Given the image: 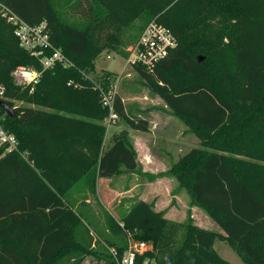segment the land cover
I'll return each mask as SVG.
<instances>
[{
    "label": "trees",
    "instance_id": "16d2710c",
    "mask_svg": "<svg viewBox=\"0 0 264 264\" xmlns=\"http://www.w3.org/2000/svg\"><path fill=\"white\" fill-rule=\"evenodd\" d=\"M64 1L0 0L28 23L46 21L47 53L59 48L69 61L45 69L33 85L18 84L16 67L42 63L0 13V87L15 109L11 117L0 107V125L18 140V149L0 146V264H57L66 257L69 264H115L106 247L94 246L74 193L81 202L100 177L147 173L126 133L115 132L106 144L109 109L89 73L105 49L128 55L155 19L178 45L154 70L135 69L200 138L166 173L223 232L191 217L171 219L139 199L119 219L107 212L109 236L100 237L123 251V231L121 239L114 236L121 220L153 244L147 255L158 264H232L215 248L217 239L245 263L264 264V0H66L81 16L77 22L62 15ZM116 110L130 127L149 131L150 120L129 114L120 96Z\"/></svg>",
    "mask_w": 264,
    "mask_h": 264
},
{
    "label": "rangeland",
    "instance_id": "374dc122",
    "mask_svg": "<svg viewBox=\"0 0 264 264\" xmlns=\"http://www.w3.org/2000/svg\"><path fill=\"white\" fill-rule=\"evenodd\" d=\"M73 12L72 9L66 6L65 0L62 8L64 18L69 22L81 21V16ZM140 23L139 19L136 20L133 27H138ZM129 46L126 51H128ZM106 68L112 72L106 70ZM107 74H111L110 86L114 85L116 87L117 95L123 99L128 113L146 116L153 123L156 120H162L161 124H158V126H161L158 128L160 131L158 130L157 134L163 137L166 135L168 143L164 144L161 140L152 142L153 152L160 158L164 156L165 170L157 173L149 172L144 175H139L137 171H126L108 178L109 180L107 178L98 180L95 193L85 192L86 197L90 201L82 200L78 203V208L89 216L84 217V221L95 233L94 240L96 239V245H100L101 248L105 247L102 243L104 239L100 236H109L107 234L109 233L108 227L104 219L105 214L109 212L114 217L119 218L122 211L142 197L153 200L154 206L158 210H163L165 215L168 212V215L171 214L174 218L181 221L191 217L199 226L222 232L221 227L203 208L192 204L189 193L185 189L178 188L177 179L166 173L172 164L178 161L190 148L200 146V138L190 129L186 122L171 112L160 95L151 90L137 72L135 66L127 64L124 54L109 51L108 49L101 52L96 59L95 71L90 72L89 75L104 87ZM18 78V76H15V80L18 81ZM18 104H21V102H18ZM122 129H127L125 133L134 144L132 133L135 134V130L121 117L115 125L108 128L106 144L111 143L110 135L113 134L114 130L119 132ZM158 173H162V175H157ZM134 175L139 180L133 179ZM150 175L157 176L151 177ZM154 181H157V183L152 184L151 182ZM81 183L79 182V189L82 187ZM108 188L117 190V192L111 190L109 192L107 191ZM116 235L118 238H122L119 228L114 231V236ZM214 246L221 256L232 264H248L242 260L239 254L226 241L217 239ZM57 264H69V258H63ZM91 264H96V261L93 260Z\"/></svg>",
    "mask_w": 264,
    "mask_h": 264
},
{
    "label": "built area",
    "instance_id": "2783aa9c",
    "mask_svg": "<svg viewBox=\"0 0 264 264\" xmlns=\"http://www.w3.org/2000/svg\"><path fill=\"white\" fill-rule=\"evenodd\" d=\"M0 13L14 26V33L20 41V45L30 51L34 56L40 58L42 69L33 66L20 65L13 71V76L19 77L16 82L20 85H33L37 83L45 69L53 67L57 62L68 65L69 61L64 52L55 48L51 53L47 50L52 48L51 35L48 24L43 21L39 24H31L13 14L11 10L0 3ZM178 45L176 34L167 26L159 21H150L138 40L129 46L127 64L139 65L150 71L154 70L156 65L166 58L171 50ZM101 101L109 109V115L104 123L108 128L115 125L120 116L116 110L117 91L114 85L110 87L101 86ZM4 96V87H0V98ZM6 146V150L18 149V140L16 136L8 132L0 125V146ZM120 230L123 231L126 246L121 251L117 245H110L102 240L104 246L109 250L115 264H158L156 260L149 255L153 244L145 239L137 238L134 231L127 228L125 223L119 220ZM93 236L95 233H92ZM96 236V235H95ZM98 236V235H97ZM96 240V239H95ZM94 240V246L97 247Z\"/></svg>",
    "mask_w": 264,
    "mask_h": 264
},
{
    "label": "crops",
    "instance_id": "0c3cea01",
    "mask_svg": "<svg viewBox=\"0 0 264 264\" xmlns=\"http://www.w3.org/2000/svg\"><path fill=\"white\" fill-rule=\"evenodd\" d=\"M123 55V54H122ZM127 56L128 55H126V54H124V57L125 58H127ZM127 66V65H126ZM106 70H108V71H111L110 69H107L106 68ZM112 72V71H111ZM123 100V99H122ZM130 114V113H129ZM132 115V114H131ZM132 116H134V117H143V118H148V117H146V116H142V115H132ZM149 119V118H148ZM150 120V129H149V131H141V130H137V129H134L135 130V134H133L132 133V137H134L133 138V141H134V144H135V146H136V149H137V152H138V160H139V163H140V165H141V168H142V170H143V172L144 173H149V172H151V173H157V172H161V171H163V170H165V168H166V166H165V163H164V161H163V157L162 158H160L159 156H157V154L156 153H154L153 152V146H152V142L154 141V140H161V142L162 143H164V144H167L168 143V141H167V137H166V135H165V137H163L162 135H158L157 134V131L159 130L160 131V129H158V128H160V126L161 125H159L158 126V124H161V122H162V120H156V121H154V123L151 121V119H149ZM126 130L127 129H122V132L123 133H125L126 132ZM115 132H118V131H115L114 130V132H113V134L115 133ZM112 134V135H113ZM112 135H110L111 137H110V140H111V142H112ZM156 136H157V138H156ZM106 139H107V136H106ZM109 144V143H108ZM107 144V145H108ZM194 147H196V146H194ZM193 148V147H192ZM191 149V148H190ZM189 149V150H190ZM188 150V151H189ZM139 174V173H138ZM139 175H144V174H139ZM108 179L109 177H100V178H98V180H105V179ZM119 178H121V177H119ZM133 179H135V180H139L138 179V177L137 176H135L134 175V178ZM109 180V179H108ZM98 183V182H97ZM152 184H156L157 183V181H154V182H151ZM98 186V185H97ZM115 191V192H117V190H113L112 188H108L107 189V191H109V192H111V191ZM74 199H75V203H76V206H78V203H79V200H78V195L76 194V192L74 193ZM179 197V196H178ZM140 199H143V200H147V201H149V202H153V200H148L147 198H145V197H142V198H140ZM77 201V202H76ZM86 201H90L89 200V198H87L86 199ZM132 205V204H131ZM130 205V206H131ZM156 205V204H155ZM129 206V207H130ZM127 209H128V207H127ZM155 209L156 210H158V208H156V206H155ZM125 211V210H124ZM123 212V211H122ZM121 212V213H122ZM120 213V214H121ZM167 217H169V218H171V219H175V220H178V219H176V218H174L171 214L170 215H168V212H167V215H166ZM116 218V217H115ZM119 218H120V216H119ZM119 218H116V219H119ZM179 221H181V220H179ZM196 224H197V222H195ZM201 227H203V226H201ZM108 230V229H107ZM109 231V230H108ZM223 232V231H222ZM93 233V231H91V234ZM93 235V234H92Z\"/></svg>",
    "mask_w": 264,
    "mask_h": 264
},
{
    "label": "water",
    "instance_id": "95a60500",
    "mask_svg": "<svg viewBox=\"0 0 264 264\" xmlns=\"http://www.w3.org/2000/svg\"><path fill=\"white\" fill-rule=\"evenodd\" d=\"M199 59H202V57H200ZM0 107L4 108L6 110V112L11 116L14 117L15 116V109L14 107H12L7 101H5L3 98H0Z\"/></svg>",
    "mask_w": 264,
    "mask_h": 264
}]
</instances>
